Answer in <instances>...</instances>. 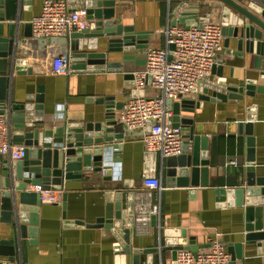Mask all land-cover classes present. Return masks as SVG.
Listing matches in <instances>:
<instances>
[{
    "label": "crops",
    "instance_id": "1",
    "mask_svg": "<svg viewBox=\"0 0 264 264\" xmlns=\"http://www.w3.org/2000/svg\"><path fill=\"white\" fill-rule=\"evenodd\" d=\"M73 1L85 3L86 0ZM238 1L248 3L252 0ZM42 2L31 0L19 6V17L15 21L19 37H24L27 24L41 12ZM116 2L117 17H121V23L132 26L134 33H146V38L136 37L133 44L123 47L120 44L113 50L109 49L108 41L119 36L85 39L76 51L105 52L106 63L89 66L83 57L79 59L85 65L83 68H73L71 54L75 51L71 48L70 37L64 45H49L48 48H66L60 56L69 57V72L52 73L54 57L48 51L42 58L27 56L24 70L20 73L15 71L10 76L9 91L13 102L32 105L34 117L36 112L41 111L44 118L50 117L53 121L62 118L64 123L84 127L87 123L106 121L108 109L113 111L118 121L123 104L136 92L134 74L145 69L147 48L164 47L163 29L169 19L173 22L175 7L180 0ZM223 6L215 1L202 0L198 14L210 12L211 17L222 25ZM85 19L88 25L95 22L87 16ZM10 22L14 23L4 21L5 24ZM7 31L6 26V34ZM225 40L223 35L222 48L215 57L216 67L201 89L208 88L209 94L217 89L230 97L210 98L195 105L192 111H182L181 115L191 118L192 123H181L179 126L183 139H186L188 127H194L195 133L205 138V141H200V150L210 161L209 172L206 178L199 172L196 181H209L207 186L201 182L199 185H179L176 183L179 174L174 177L173 185L166 184L165 159L159 154L153 156L148 153L138 135L118 121L110 127L113 133H123V138L105 143L109 150L107 163L110 172L106 173L105 169L100 172L85 171L80 178H64L61 191H50L60 201H45L37 212L36 236H30V231L22 236L15 229L14 221H7L0 213V264H173L172 251L165 249L170 244L164 241V227L179 230L178 236L185 231L186 236L196 240L199 250L207 249L210 240L220 233L218 238L237 263L264 264V244L259 245L256 240L245 238L244 206L236 204L234 193L225 201L219 200L223 196L215 193L216 187L234 190L244 183L250 134L253 135L256 176L264 177V93L256 92L254 96H249L226 89V85H239L245 81L254 89L264 85V55L246 51L245 46L241 52L237 51L236 37H229L228 46ZM91 42L93 47H89ZM145 92L152 96L159 90L148 82ZM200 93L185 99L198 100ZM41 96L43 99L40 102L38 98ZM7 113L3 116L10 120ZM14 124L10 125L12 133L18 132ZM10 132L12 144L22 145L12 141ZM2 158L12 160L9 156ZM152 165H155V175L161 178L163 189L147 199L151 204H161L160 213L150 216L147 230L138 231L135 224L137 232L133 231L129 241L125 242L121 234L113 231L116 228L106 224L95 225L97 219L104 215L107 201L114 197L117 190L133 191L136 198L145 195L149 190L144 184L145 171ZM187 176L191 181V175L187 173ZM28 189L36 190L31 185ZM153 216H156L155 224ZM77 220L83 221L82 224L76 223ZM126 247L130 250L126 251ZM9 252H14V255Z\"/></svg>",
    "mask_w": 264,
    "mask_h": 264
},
{
    "label": "water",
    "instance_id": "2",
    "mask_svg": "<svg viewBox=\"0 0 264 264\" xmlns=\"http://www.w3.org/2000/svg\"><path fill=\"white\" fill-rule=\"evenodd\" d=\"M31 0H0V114L4 115L8 111L9 132L11 123H15L18 132H10L12 141L26 147L25 155L19 160L3 159L0 156V213L4 219L14 221L15 229L22 236H26L30 231V236L37 234V212L43 201L40 191H30L28 186L41 185L43 191H61L63 189V179L80 178L85 171L100 172L106 170L109 173L110 165L107 163L108 155L105 143H112L114 140L122 139L123 133H113V126L118 123L115 114L110 109L106 112V121L98 123H87L84 126L64 123L62 118L54 121L41 116V111L33 116L32 105L22 102H13L9 91L10 76L14 72H22L27 56L45 57L47 51L53 54L54 58L66 52L65 47L56 46V43L64 45L67 37H70L73 68H83L85 65L79 59H85L89 66L93 64H105L106 53H83L77 52L79 46L83 45L85 39L92 36H119L110 38L109 49L113 50L122 44L128 46L134 43L135 38H146V33H134L132 26H124L121 17H117L116 0H86V16L95 22L90 23L87 28L74 31L66 36L34 38L32 35V25L27 24L24 37H19L16 32V22L19 17L18 8L22 3ZM202 0H180L175 7L178 12V19L175 22L202 26L203 21H208L210 12L199 15ZM223 4L224 18L222 19V33L226 36L225 45L228 46L229 37L237 38V51L260 53L264 55V0H252L248 3H241L238 0H211ZM4 21H13L5 24ZM233 25H228V24ZM7 26V34L5 27ZM92 42L89 47H93ZM121 49V48H118ZM22 52V53H21ZM216 66H213V71ZM220 69V68H219ZM30 70V69H29ZM151 77L148 76V81ZM224 84V83H222ZM228 91H238L249 96H254L256 92L264 93V85H258L257 89L248 83L242 82L239 85H226ZM198 100L181 99L167 101L168 107L173 110L171 123L173 126L192 123V119L182 116L181 112L192 111L195 105H200L201 101L210 98H229L226 92L217 89L208 93V88H202ZM144 95V90L134 92V95ZM234 96V95H233ZM39 97L38 101H42ZM109 100V99H108ZM110 103V102H107ZM118 107V106H117ZM52 116V115H50ZM149 120L147 131L150 130ZM120 123V122H119ZM122 124V123H120ZM124 125V124H122ZM127 129L128 127L124 125ZM105 133H104V132ZM186 139L183 140L181 152L177 156H169L165 159L166 184L173 185L174 177L179 174V185H199L207 186L209 181H196L198 173L201 172L206 178L209 172L210 161L206 153L200 150V141L205 138L195 133L194 127L187 128ZM12 134V135H11ZM139 135L140 133H133ZM184 135V134H183ZM253 135L250 134L247 140L248 155L247 166L245 168L244 183L237 189H226V187H216L217 196L223 197L219 200L225 201L229 195H236V204L244 206L245 238L258 241L259 245L264 243V177H257L255 170V155L253 146ZM118 147L116 144H112ZM205 149V145H203ZM157 155L156 152H149ZM146 178L155 177V165L145 171ZM152 172V173H150ZM187 173L191 175L188 181ZM64 201L66 193L63 194ZM136 195L133 191L117 190L114 197L107 201L104 215L97 219L95 225L106 224L107 227L116 228L114 232L121 234L124 241L130 239V234L136 231ZM30 211V212H29ZM30 216V218H28ZM82 224L83 221L77 220ZM152 222H156V216L152 217ZM30 225V226H29ZM137 232V231H136ZM177 234V235H176ZM164 227L162 235L166 244V250H171L174 260L177 252L181 249H189L194 253L198 251L199 245L194 238L186 236L182 231ZM178 236V237H176ZM180 237L183 240L180 241ZM129 243V242H128ZM119 246V245H118ZM126 251H129L127 247ZM14 255V252H9ZM238 256L241 257L240 252ZM236 261L232 258V264Z\"/></svg>",
    "mask_w": 264,
    "mask_h": 264
},
{
    "label": "built area",
    "instance_id": "3",
    "mask_svg": "<svg viewBox=\"0 0 264 264\" xmlns=\"http://www.w3.org/2000/svg\"><path fill=\"white\" fill-rule=\"evenodd\" d=\"M85 3L73 0H43L41 12L30 20L34 38L66 36L74 31L88 27L85 19ZM179 13V12H178ZM168 20L163 29L165 45L162 48L150 46L146 50V66L134 74L135 89L144 90V95L131 96L120 109L118 121L129 130L140 133L138 137L145 149L156 152L162 159L175 156L181 152L183 131L173 126L172 110L168 107L169 99L179 101L196 95L202 84L211 77L215 57L222 48V26L211 16L203 21L202 26L184 24ZM171 18V17H170ZM69 57L61 55L52 61L51 72L67 74ZM148 76L151 86L159 90L156 95L145 94ZM150 130L147 131L149 120ZM24 145H13L9 137L8 120L0 115V156H9L12 160L22 159L25 155ZM236 163L235 160L231 161ZM144 184L149 188L144 196L136 198V227L138 231L147 230L150 216L160 213L161 204H151L147 199L163 189L161 178H146ZM34 188L41 192V200L58 202L60 199L50 191H43L41 185ZM155 191V192H154ZM220 233L210 240L207 249L193 252L181 249L177 252L173 264H232V257L224 243L218 238ZM239 264V263H235Z\"/></svg>",
    "mask_w": 264,
    "mask_h": 264
}]
</instances>
